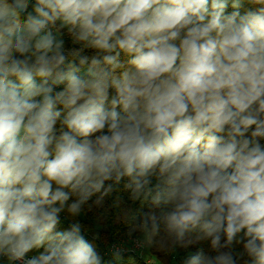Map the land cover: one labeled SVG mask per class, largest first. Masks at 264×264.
Listing matches in <instances>:
<instances>
[{
	"label": "clouds",
	"instance_id": "obj_1",
	"mask_svg": "<svg viewBox=\"0 0 264 264\" xmlns=\"http://www.w3.org/2000/svg\"><path fill=\"white\" fill-rule=\"evenodd\" d=\"M243 2L0 0V258L103 264L75 218L126 180L137 246L264 264V0Z\"/></svg>",
	"mask_w": 264,
	"mask_h": 264
},
{
	"label": "trees",
	"instance_id": "obj_2",
	"mask_svg": "<svg viewBox=\"0 0 264 264\" xmlns=\"http://www.w3.org/2000/svg\"><path fill=\"white\" fill-rule=\"evenodd\" d=\"M251 7L252 5L247 3V0H244L240 11L243 13L246 9ZM30 10L31 7L29 8V11ZM231 11H233V9L231 7V0H229V6L226 9V12L230 13ZM65 41L66 47L73 46L67 36H65ZM85 54L91 56L94 54V51L86 50ZM125 59L126 57L122 54L121 60ZM260 142L264 144V140H261ZM126 182V180L121 181L117 190L110 197L105 198L101 207H93L91 210L86 208L84 214L75 218L84 226V229L86 230V238L93 243L97 252L102 256L103 264H184V261L189 256L198 251H202L207 255L216 254L212 251L209 240L200 241L187 248L177 246L171 251H162L156 245L147 246L146 250L148 254L146 260H148L149 263L144 262L136 253H119V257H117L116 254H105V250L111 243L129 237L127 234L128 225L123 219L122 209L131 208L133 210L142 209L147 211L149 208L148 204L141 205L139 201L133 202L129 199V192L124 188ZM95 198L96 197H93L92 200H95ZM72 222V217L68 216L66 212L62 213L61 223L58 228L67 229ZM242 235L243 233H241V236ZM42 250V248L33 249L27 254V256L31 258L34 255H38ZM234 251L236 253L242 252L243 244H235ZM244 259H246V257ZM1 261L2 258H0V264ZM238 264H243V259H238Z\"/></svg>",
	"mask_w": 264,
	"mask_h": 264
},
{
	"label": "built area",
	"instance_id": "obj_3",
	"mask_svg": "<svg viewBox=\"0 0 264 264\" xmlns=\"http://www.w3.org/2000/svg\"><path fill=\"white\" fill-rule=\"evenodd\" d=\"M134 239L128 237L127 239H121L118 240L117 242L111 243L105 250V254H116L117 252L122 254H126V253L137 254V252L142 247L137 246ZM27 257L30 258L29 256Z\"/></svg>",
	"mask_w": 264,
	"mask_h": 264
},
{
	"label": "rangeland",
	"instance_id": "obj_4",
	"mask_svg": "<svg viewBox=\"0 0 264 264\" xmlns=\"http://www.w3.org/2000/svg\"><path fill=\"white\" fill-rule=\"evenodd\" d=\"M137 235H139L138 233H136L135 235H133V237H129V238H132V239H134L135 238V236H137ZM147 246H145V247H142V248H140V250L137 252V255L144 261V262H146V263H149L148 262V260H146V256H147ZM127 254V253H126ZM2 264H7V262L2 258V262H1Z\"/></svg>",
	"mask_w": 264,
	"mask_h": 264
},
{
	"label": "crops",
	"instance_id": "obj_5",
	"mask_svg": "<svg viewBox=\"0 0 264 264\" xmlns=\"http://www.w3.org/2000/svg\"><path fill=\"white\" fill-rule=\"evenodd\" d=\"M2 262V261H1ZM2 264V263H1Z\"/></svg>",
	"mask_w": 264,
	"mask_h": 264
}]
</instances>
